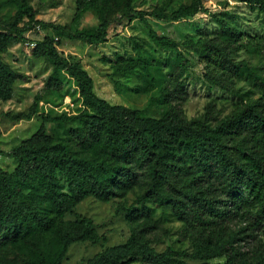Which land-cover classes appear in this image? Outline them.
I'll use <instances>...</instances> for the list:
<instances>
[{
	"label": "trees",
	"instance_id": "16d2710c",
	"mask_svg": "<svg viewBox=\"0 0 264 264\" xmlns=\"http://www.w3.org/2000/svg\"><path fill=\"white\" fill-rule=\"evenodd\" d=\"M109 1L78 0L77 15ZM239 1L264 13V0ZM123 3V17L143 20L154 41L177 52L170 86L163 94L168 108L155 119L139 109L109 103L95 93L94 81L80 61L61 55L49 35L39 40L35 54L54 66L49 84L60 86L59 73L65 71L77 83L86 110L73 118L44 115L47 122L67 123V138L57 139L42 126L11 150L13 172L0 168V264H12L13 254H20L22 264H63L71 245L101 239L91 218L64 217L90 196L125 197L142 183L144 202L170 205L185 223L191 250H157L151 239L157 223L144 206L131 218L129 239L106 248L88 264H264V80L263 96L242 103L227 116L220 117L210 104L189 119L177 100L186 94L180 79L190 61L179 50L180 43L155 31L148 17H194L204 11L203 1L172 13L136 10L130 0ZM217 22L227 37H206L201 63L206 79L225 87L240 74L241 64L231 54L245 48L261 51L264 44L247 38L226 19ZM37 24L46 25L35 19L24 0L13 21H0V29L26 37ZM110 25L111 19L105 18L96 29L50 26L61 36L100 45L108 40ZM6 50L0 43L2 99L13 96L19 76L3 61Z\"/></svg>",
	"mask_w": 264,
	"mask_h": 264
},
{
	"label": "rangeland",
	"instance_id": "374dc122",
	"mask_svg": "<svg viewBox=\"0 0 264 264\" xmlns=\"http://www.w3.org/2000/svg\"><path fill=\"white\" fill-rule=\"evenodd\" d=\"M24 0H0V21H13ZM35 12V19L45 23L41 37L49 35L58 52L72 61H80L94 81V91L113 105H125L142 111L145 117L159 119L167 110L163 100L164 90L170 86L177 52L154 41L147 24L138 18L123 17V0H110L109 5L97 3L77 15L78 0H25ZM101 1V0H100ZM136 10L172 13L195 0H130ZM204 11L180 21L158 20L148 17V23L160 35L180 43L179 50L190 61L180 81L186 94L178 99L183 113L193 119L206 111L210 104L216 106L219 116L225 117L242 103L263 96L260 81L264 80V49L245 48L233 52L231 58L241 64L240 74L227 86L210 82L205 77L201 47L206 37L226 38L217 18L226 19L247 38L264 44V13L256 6L239 0H202ZM111 19L108 40L93 45L61 36L53 26L66 30L96 29L102 19ZM27 20L19 25L23 27ZM4 34L0 43L7 46L2 54L19 76L14 84L13 96L0 98V168L13 172L16 167L11 150L32 138L42 126L57 139L67 138V123L45 121L43 116L76 117L85 112L80 89L65 71H60L61 85H50L53 64L38 57L35 49L27 45V38ZM56 38H59V40ZM76 125V124H75ZM98 154L101 149H96ZM107 156L106 154H103ZM95 156V154H94ZM145 186L140 184L127 196L113 195L106 200L90 196L81 201L74 212L64 220L91 218L101 235L98 242L85 241L70 246L63 264H88L106 248L126 242L132 233V216L142 212L144 206L151 210L157 228L151 239L159 251L168 247L191 250L185 223L172 207L154 201H143ZM131 219V220H130ZM136 221L142 219L141 216ZM12 264H22L20 254L11 255ZM140 264V263H137Z\"/></svg>",
	"mask_w": 264,
	"mask_h": 264
},
{
	"label": "built area",
	"instance_id": "2783aa9c",
	"mask_svg": "<svg viewBox=\"0 0 264 264\" xmlns=\"http://www.w3.org/2000/svg\"><path fill=\"white\" fill-rule=\"evenodd\" d=\"M42 31H43V28L41 27V25L37 24L26 33L27 45L30 48L35 49L38 45L39 40H42L44 38V37H41ZM57 39L58 38H56V40Z\"/></svg>",
	"mask_w": 264,
	"mask_h": 264
}]
</instances>
